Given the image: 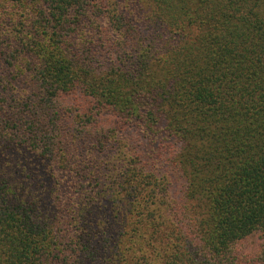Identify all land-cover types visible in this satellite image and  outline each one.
<instances>
[{
    "label": "trees",
    "instance_id": "obj_1",
    "mask_svg": "<svg viewBox=\"0 0 264 264\" xmlns=\"http://www.w3.org/2000/svg\"><path fill=\"white\" fill-rule=\"evenodd\" d=\"M264 0H0V264H264Z\"/></svg>",
    "mask_w": 264,
    "mask_h": 264
},
{
    "label": "rangeland",
    "instance_id": "obj_2",
    "mask_svg": "<svg viewBox=\"0 0 264 264\" xmlns=\"http://www.w3.org/2000/svg\"><path fill=\"white\" fill-rule=\"evenodd\" d=\"M243 248L247 252L258 253L262 248H264V239L259 234L253 235L248 238L245 243H243Z\"/></svg>",
    "mask_w": 264,
    "mask_h": 264
}]
</instances>
